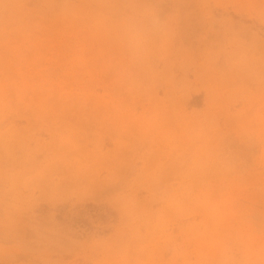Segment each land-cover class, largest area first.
Returning a JSON list of instances; mask_svg holds the SVG:
<instances>
[{"label": "rangeland", "instance_id": "obj_1", "mask_svg": "<svg viewBox=\"0 0 264 264\" xmlns=\"http://www.w3.org/2000/svg\"><path fill=\"white\" fill-rule=\"evenodd\" d=\"M0 264H264V0H0Z\"/></svg>", "mask_w": 264, "mask_h": 264}, {"label": "clouds", "instance_id": "obj_2", "mask_svg": "<svg viewBox=\"0 0 264 264\" xmlns=\"http://www.w3.org/2000/svg\"><path fill=\"white\" fill-rule=\"evenodd\" d=\"M129 36L133 45H136L140 43L143 39H145V34L134 24L130 26Z\"/></svg>", "mask_w": 264, "mask_h": 264}, {"label": "trees", "instance_id": "obj_3", "mask_svg": "<svg viewBox=\"0 0 264 264\" xmlns=\"http://www.w3.org/2000/svg\"><path fill=\"white\" fill-rule=\"evenodd\" d=\"M85 206H86V208H89V209H87V210L80 209V211H79V214L80 215L88 214L90 212V210L93 207H95L93 204H86ZM72 222L76 226H80V227L81 226H86V223H85L86 221L82 217H80V216L73 217L72 218Z\"/></svg>", "mask_w": 264, "mask_h": 264}]
</instances>
